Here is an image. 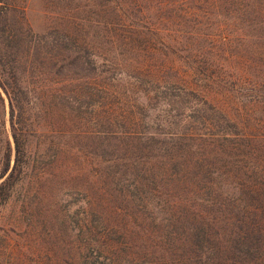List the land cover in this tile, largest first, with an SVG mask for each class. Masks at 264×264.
Segmentation results:
<instances>
[{"label": "trees", "instance_id": "16d2710c", "mask_svg": "<svg viewBox=\"0 0 264 264\" xmlns=\"http://www.w3.org/2000/svg\"><path fill=\"white\" fill-rule=\"evenodd\" d=\"M128 1L132 6L126 11L128 33L116 22L106 28L113 33L106 44L108 56L113 57L102 59L105 70H99L95 59L102 54L100 49L91 48L86 41L80 44L78 35L72 37L68 29H60V38L54 42L35 35L26 59L0 58V207L24 171L30 140L26 114L31 104L39 100L62 108H80L86 103L100 107L105 96L101 83L111 80L104 73H114L129 55L141 57L151 52L153 46L140 40L153 32L144 24L150 21L146 11L140 0ZM246 1L247 6L262 8L264 20V0ZM157 2L160 6L171 2L175 14L184 12L185 22L230 20L228 7L235 14L242 9L236 0ZM112 15L123 16L119 10ZM178 32L175 37L190 34L187 29ZM179 50L189 52L187 47ZM179 64L164 65L156 73L137 70L133 75L145 105L157 102L159 88L171 95L165 103L175 111L177 127L171 136L137 129L150 119L147 106L139 103L134 105L137 111L127 115L130 125L124 124L120 130L109 127L104 134L116 140L111 146L115 155H98L109 164L99 178L103 187L98 189L117 204L106 207L104 202L94 201L97 214L92 213L89 230L93 233L90 250L96 256L87 264H264V138L245 131L247 113H241V118L226 113L216 92L207 91L203 78L196 75L198 65L186 75L180 73ZM193 75L195 82L188 79ZM182 84L184 91L176 93ZM222 122L235 128L217 137L207 133ZM94 138L101 139V134Z\"/></svg>", "mask_w": 264, "mask_h": 264}, {"label": "rangeland", "instance_id": "374dc122", "mask_svg": "<svg viewBox=\"0 0 264 264\" xmlns=\"http://www.w3.org/2000/svg\"><path fill=\"white\" fill-rule=\"evenodd\" d=\"M140 1L146 11L144 15L150 20L144 24L153 31L140 36V40H144L143 45L153 47L148 56L129 55L114 73H104L111 80L101 83L105 87L102 106L86 103L72 109L45 105L39 100L31 104L26 114L30 140L24 171L9 199L0 207V264L93 261L96 254L90 250L93 233L89 229L93 226L92 213L97 214L94 201L100 200L106 207L117 204L113 197L98 189L103 187L99 182L101 173L109 169L108 162L98 155L106 154L105 158H109L111 146L116 142L105 132L109 127L120 130L124 124L130 125L127 115L131 110L137 111L136 103L147 106L150 115L137 129L150 135L171 136L177 127L173 107L165 104L171 96L165 90L159 88L157 102L145 105L142 88L136 83L137 76H133L137 70L151 69L156 73L160 67L178 61L180 73L186 74L198 65L196 75L203 78L207 91L216 92L226 113L239 118L241 113H247L245 131L264 138L262 8L236 0L242 9L235 14L228 7L230 20L198 18L185 22L184 12L175 14L170 0L168 6H160L159 0ZM131 7L128 0H0V58L26 59L32 52L28 46L35 35H44L45 41L54 42L60 38V29H68L72 37L78 35L80 44L88 42L91 48L100 49L102 54L95 59L99 70H105L102 59L113 57L107 54L106 44L113 38L107 29L116 22L128 33L126 11ZM118 10L122 17L112 15ZM97 27L103 29L96 30ZM184 29L189 31L188 36H174ZM223 34L225 38L221 37ZM222 39L227 41L223 43ZM185 47L189 52H180L179 48ZM188 79L196 81L195 75ZM177 87L179 93L186 86ZM5 113L10 132L8 100ZM234 128L222 122L207 133L217 137L218 133ZM100 134L101 139L94 138ZM105 213L110 216V212Z\"/></svg>", "mask_w": 264, "mask_h": 264}]
</instances>
